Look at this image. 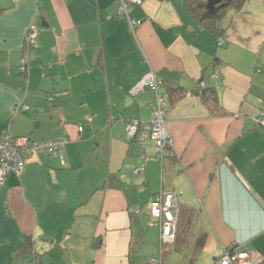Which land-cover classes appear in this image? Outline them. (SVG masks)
Instances as JSON below:
<instances>
[{"label": "crops", "instance_id": "0c3cea01", "mask_svg": "<svg viewBox=\"0 0 264 264\" xmlns=\"http://www.w3.org/2000/svg\"><path fill=\"white\" fill-rule=\"evenodd\" d=\"M118 1L0 0V140H70L63 162L40 155L0 186V264H156L147 204L161 191L177 194L178 232L197 234L214 261L233 246L264 256V0L226 9L222 44L186 0L129 5L134 32ZM32 26L38 47L22 74ZM150 71L172 100L164 168L142 159L153 142L126 138L129 120L151 118L153 92L131 96Z\"/></svg>", "mask_w": 264, "mask_h": 264}, {"label": "built area", "instance_id": "2783aa9c", "mask_svg": "<svg viewBox=\"0 0 264 264\" xmlns=\"http://www.w3.org/2000/svg\"><path fill=\"white\" fill-rule=\"evenodd\" d=\"M142 3V0L118 1L117 16L126 19L133 32L142 24V21L130 17L128 6H139ZM219 37V43H224L223 36ZM37 38L38 28L32 26L28 31L24 44V54L20 66L22 72L27 73L28 71L29 53L38 47ZM219 77V72H214L211 75L213 80L219 79ZM160 84V78L150 71L131 90V96L133 97L146 90H151L154 96L150 120H129L126 126V138L129 142L134 143L139 148H145L149 141L154 143L156 154L154 157L142 156L145 162L149 160L162 162L165 155L173 154L172 143L166 126L167 110L171 102V97L168 93L162 94L159 92ZM200 86L201 88H207L205 81H201ZM23 109L28 110L29 107L23 106ZM255 121L260 127L264 128V112H261ZM78 130L81 133L83 127H79ZM69 141V138L63 137L39 142L29 137L15 138L9 133H6L0 141V186L5 184L9 174L14 173L20 175L26 164L31 160L39 159L40 155L46 154L52 157H60L62 161L67 153L66 147ZM145 170L146 168L143 164L141 168L135 170V174H142ZM147 210L150 221L157 225L161 231L160 246L173 244L178 236L180 216V204L177 194L175 192L161 191V193L149 201ZM263 260L264 256L262 254L252 252L246 246H233L226 249L222 256L216 259L213 264H261ZM152 262L161 264V258L152 260Z\"/></svg>", "mask_w": 264, "mask_h": 264}, {"label": "trees", "instance_id": "16d2710c", "mask_svg": "<svg viewBox=\"0 0 264 264\" xmlns=\"http://www.w3.org/2000/svg\"><path fill=\"white\" fill-rule=\"evenodd\" d=\"M207 1L208 0H186V4L188 5L189 11L192 13L193 17L195 19H197V21L199 23H201L203 25V27L213 31L214 33L218 34L219 36L222 35L221 30L219 29L218 26V22L220 21V19L222 18L223 14L225 13L226 9H235V10H239L241 9L247 0H223V3L227 4V7L224 9H221L220 11H218L216 14L212 15L208 12L207 10ZM30 65V64H29ZM29 68V66H28ZM27 68V69H28ZM22 74H26V72H22ZM215 93V92H214ZM171 95V94H169ZM213 96V93H207V91L202 92V98L206 99L207 97ZM171 97V96H170ZM214 100L216 102V95L214 94ZM172 102V100H171ZM170 102V104H171ZM6 134V133H5ZM4 134V135H5ZM12 136V135H11ZM13 137V136H12ZM22 137H29L32 140L38 141L36 139H34L31 136H22ZM18 138V137H15ZM20 138V137H19ZM2 139V138H1ZM1 141V140H0ZM47 141V140H46ZM39 142H45V141H39ZM173 155V154H172ZM170 154H167L164 156L163 161L161 162L162 167L164 168V162L165 160L172 156ZM139 169V168H138ZM146 171V170H145ZM138 175V174H137ZM163 190V189H162ZM166 192V191H165ZM151 201V200H150ZM149 203V202H148ZM180 212H181V208H180ZM179 224V223H178ZM178 238V237H177ZM177 239L175 240V242L173 244H165L160 246V258H161V264H163V257H165V255L168 253V246H173L175 245ZM32 243L29 240H25V242L23 243V248L25 250V252L30 251L31 253V249H32ZM31 248V249H30ZM229 249V248H228ZM159 259V258H158ZM261 264H264V260Z\"/></svg>", "mask_w": 264, "mask_h": 264}, {"label": "rangeland", "instance_id": "374dc122", "mask_svg": "<svg viewBox=\"0 0 264 264\" xmlns=\"http://www.w3.org/2000/svg\"><path fill=\"white\" fill-rule=\"evenodd\" d=\"M210 79L213 80L211 76ZM196 235L185 232V229H180L175 245L168 246V253L162 259L163 264H212L214 258L209 253L194 248L191 239L198 236Z\"/></svg>", "mask_w": 264, "mask_h": 264}, {"label": "water", "instance_id": "95a60500", "mask_svg": "<svg viewBox=\"0 0 264 264\" xmlns=\"http://www.w3.org/2000/svg\"><path fill=\"white\" fill-rule=\"evenodd\" d=\"M207 10L210 14L214 15L216 14L218 11H220L221 9H224L227 7L226 3H223V0H208L207 1ZM35 49L31 50L29 53V64H30V57L32 52Z\"/></svg>", "mask_w": 264, "mask_h": 264}]
</instances>
